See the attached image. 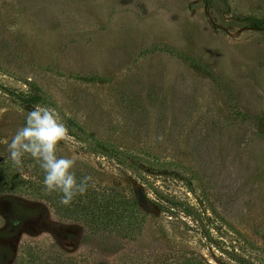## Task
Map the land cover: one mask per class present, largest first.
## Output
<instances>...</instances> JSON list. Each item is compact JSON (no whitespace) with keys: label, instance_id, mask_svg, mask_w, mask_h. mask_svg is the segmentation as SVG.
<instances>
[{"label":"rangeland","instance_id":"1","mask_svg":"<svg viewBox=\"0 0 264 264\" xmlns=\"http://www.w3.org/2000/svg\"><path fill=\"white\" fill-rule=\"evenodd\" d=\"M247 16L264 0H0V145L35 88L68 128L57 155L145 200L123 235L17 196L37 214L8 235L0 217V264L28 246L52 264H264V30Z\"/></svg>","mask_w":264,"mask_h":264},{"label":"trees","instance_id":"2","mask_svg":"<svg viewBox=\"0 0 264 264\" xmlns=\"http://www.w3.org/2000/svg\"><path fill=\"white\" fill-rule=\"evenodd\" d=\"M244 22L254 28L264 30L262 19L247 16ZM183 61L189 62L194 67L203 70L212 79H216L213 71L195 58L180 54ZM220 84V83H219ZM17 99L20 104L37 106L41 104L42 96L37 89L27 93H18ZM78 180L85 175L79 170H74ZM43 172L29 157L23 158L22 167H14L7 147L0 145V217L8 222L11 233L3 231V234L14 233L20 223L30 216L37 214L36 209L25 207L17 202V196L45 202L52 212L60 219L81 221L85 225L97 231H112L123 235H130L136 230L138 222L142 219L139 215L145 208V203L138 197H130L125 192L112 186H102L92 179L83 196H77L73 202L64 206L59 203L58 193L46 194L43 184ZM133 218V220L131 219ZM139 218V221H138ZM16 264H52L48 263L50 256L32 251V247H25ZM169 264H210L206 259L197 255H183L180 259H174Z\"/></svg>","mask_w":264,"mask_h":264},{"label":"clouds","instance_id":"3","mask_svg":"<svg viewBox=\"0 0 264 264\" xmlns=\"http://www.w3.org/2000/svg\"><path fill=\"white\" fill-rule=\"evenodd\" d=\"M69 139L68 128L56 110L38 105L28 112L24 126L16 130L11 141H5L13 166L22 167L25 157L35 161L43 172L45 193H58L64 206L85 195L91 179L85 176L78 180L73 171L76 160L57 155L58 145Z\"/></svg>","mask_w":264,"mask_h":264},{"label":"water","instance_id":"4","mask_svg":"<svg viewBox=\"0 0 264 264\" xmlns=\"http://www.w3.org/2000/svg\"><path fill=\"white\" fill-rule=\"evenodd\" d=\"M138 200L140 201V202H142V203H145V200H144V198H143V196H142V193L139 191L138 192Z\"/></svg>","mask_w":264,"mask_h":264}]
</instances>
